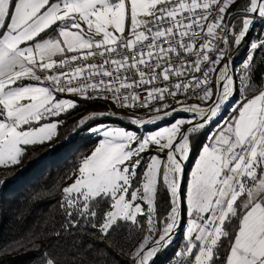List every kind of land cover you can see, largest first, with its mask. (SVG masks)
Returning <instances> with one entry per match:
<instances>
[{
    "label": "snow or ice",
    "instance_id": "1",
    "mask_svg": "<svg viewBox=\"0 0 264 264\" xmlns=\"http://www.w3.org/2000/svg\"><path fill=\"white\" fill-rule=\"evenodd\" d=\"M235 2L0 0V167L19 164L28 146L58 135L61 115L79 106L59 94L89 101L108 100L111 94L123 108H152V117L131 119L140 127L178 111L191 113L139 135L123 127H90L102 138L81 161L74 182L62 189L61 207L69 216L94 218L92 203L104 200L103 234L121 221L140 227L146 235L131 253L135 264H154L181 227L183 241L169 264H264V72L259 90L248 95L257 83L254 53L264 52V36L250 43L234 70L229 52L230 39L238 48L257 20L264 23V0H248L238 31L228 20ZM198 39L204 42L197 49ZM180 50L196 59L183 61ZM173 53L179 64L171 61ZM96 57L102 63H86ZM158 80L168 83L158 87ZM146 85L152 86L141 100L135 89ZM190 92L211 103L202 107L177 99ZM236 92L240 99L233 101ZM166 95L179 107H153ZM233 104V114L217 120L224 106ZM109 115L115 113H90L74 130ZM213 123L185 185L192 139ZM147 152L155 154L141 174ZM161 187L170 194L166 214L157 211ZM234 221L237 226L230 231ZM224 240L228 245L222 256ZM45 264L57 261L48 257Z\"/></svg>",
    "mask_w": 264,
    "mask_h": 264
},
{
    "label": "trees",
    "instance_id": "2",
    "mask_svg": "<svg viewBox=\"0 0 264 264\" xmlns=\"http://www.w3.org/2000/svg\"><path fill=\"white\" fill-rule=\"evenodd\" d=\"M247 4L248 0H236L230 7L239 11ZM232 16L228 18L230 23ZM239 20L235 21L237 31ZM263 35L264 25L256 24L252 38ZM246 43L235 58L244 53ZM229 44L232 49L231 39ZM254 56L256 82H259L263 71V52L257 49ZM258 90L254 88L248 95ZM236 93L239 96L240 92ZM78 105L75 110L61 115L59 119L63 123L51 142L28 146L19 164L0 167V264H45L48 257L54 258L57 264H135L131 253L146 235L140 227L121 221L108 234H103L99 230V223L108 207L104 200L92 203L97 211L94 218L75 212L69 216L61 207L64 195L62 189L88 148L97 140L94 136L84 134L92 121L73 135L70 134L80 114L91 108H99L102 104L78 99ZM209 129L210 125L192 139L191 155L184 176L185 185L189 167L210 133ZM168 198L167 192L161 187L157 196L158 213L166 214ZM236 226L237 222L234 221L229 230L234 231ZM182 241L181 229L172 245L157 255L154 264H169ZM222 245L223 256L228 241L224 240Z\"/></svg>",
    "mask_w": 264,
    "mask_h": 264
},
{
    "label": "rangeland",
    "instance_id": "3",
    "mask_svg": "<svg viewBox=\"0 0 264 264\" xmlns=\"http://www.w3.org/2000/svg\"><path fill=\"white\" fill-rule=\"evenodd\" d=\"M228 11L229 12H234V11H237L238 12V10H233L231 7L228 9ZM240 11V10H239ZM257 24H262V25H264V23H262V22H259V23H257ZM256 26V25H255ZM255 28V27H254ZM261 37V36H260ZM245 43V42H244ZM231 50V49H230ZM60 96V98H72V99H76L77 101H78V99H81V98H78V97H75L73 94H61V95H59ZM233 101H235V100H238V99H240V94H239V96L237 95V93L234 95V97H233ZM82 100H84V99H82ZM85 101H89V100H85ZM91 101H93V100H91ZM96 102H98V101H96ZM101 104H102V106L101 107H99V108H91V109H89V110H87V111H85V112H83L82 114H80L79 115V117L77 118V120H76V123L82 118V117H84V116H86V115H88V114H90V113H93V112H104L105 110H106V108H105V104L103 103V102H100ZM206 103V104H205ZM210 103V101H208V102H204V105L206 106V105H208ZM233 107H235V105L233 104L231 107L230 106H228L226 109H225V112L224 113H226V115L224 116L223 115V117L221 116V118H227V117H230L231 115H232V113H233ZM93 111V112H92ZM192 116V114H180V115H178V116H176L175 118H172V119H164V120H160V121H157L156 122V124L155 125H146L145 127H140V128H136V127H134V124L133 125H131V124H129L128 122H126L125 120H116V119H112V118H97V119H95V120H93L92 121V123H90V125H89V127L85 130V132H84V134H89L91 137H96L97 138V140H96V142L92 145V146H90L89 148H88V150L86 151V153H85V155L83 156V158H82V160L85 158V157H87V156H89V155H91V153H92V151H94V149L96 148V146L98 145V143H99V140L102 138L99 134H96V133H92V132H90L89 131V128L90 127H92V126H97V125H105V126H108V127H113V126H116V127H123V128H125L126 130H129V131H136L137 133H138V135L139 134H144V133H147V132H151V131H155V130H158V128H157V126H159V127H165V126H169L172 122H174V119H181V118H185V119H187V118H190ZM221 118L219 119V120H221ZM217 119V120H218ZM133 126V127H132ZM186 127V126H185ZM81 128V127H80ZM215 128V123L213 124V125H210V129H209V131H210V133H211V131L213 130ZM79 128H77L76 130H74L71 134L73 135L77 130H78ZM209 133V134H210ZM70 134V135H71ZM208 134V135H209ZM207 135V136H208ZM207 136H206V139H205V142L204 143H206L207 142ZM204 143H202L201 144V146H200V148H199V150H198V152H197V155H196V157L193 159V161H192V164H191V166L189 167V170H188V175H187V180H188V178H189V174H190V171H191V169L193 168V166H194V163H195V160L198 158V155H199V152H200V150H201V148H202V145L204 144ZM53 145H51L50 147H49V149L52 147ZM153 154H155L154 152H147V153H145L144 154V156H145V161L143 162V167H141L138 171L142 174V172L146 169V162H147V160L150 158V156L151 155H153ZM81 160V161H82ZM81 163V162H80ZM80 165V164H79ZM78 168H79V166H78ZM78 168L70 175V177L68 178V180H67V183H66V185H65V187H67V186H69V185H71L73 182H74V180L76 179V177H77V175H78ZM138 183V182H137ZM187 183V182H186ZM168 194V196L170 195L169 193H167ZM181 229H182V232L184 231L183 230V227H181Z\"/></svg>",
    "mask_w": 264,
    "mask_h": 264
},
{
    "label": "built area",
    "instance_id": "4",
    "mask_svg": "<svg viewBox=\"0 0 264 264\" xmlns=\"http://www.w3.org/2000/svg\"><path fill=\"white\" fill-rule=\"evenodd\" d=\"M185 15L187 16V13H185ZM242 15H243V12H242V11H238V12H237V11H234V14H233V16H232V23H235V21H236L238 18H241ZM205 31H206V29H205ZM195 33H196V36H197V37H201V36L203 35V33H201V31H200L199 28H196V29H195ZM263 36H264V35H263ZM261 38H262V36H261V37H258V38H250L249 40H251V42H252V41H254V40H259V39H261ZM185 40H186V42H187V38H185ZM203 42H204L203 39H198V40L196 41V48L198 49L200 43H203ZM217 43H220V42L217 41ZM221 46H222V44H221ZM232 48H233V47H232ZM121 51H123V50H121ZM180 51L182 52L183 61H185V62H191V61H194V60L196 59L195 54H193V53L183 52V50H180ZM234 55H236V53H235ZM234 55H233V56H234ZM233 56H232V58H233ZM170 59H171V61H172L174 64H179V63L181 62L180 60H177V58H176V54H175V53L171 54ZM262 61H264V52H263V56H262ZM86 63H97V64H99V63H102V60H101L99 57H96L95 59L90 58ZM109 67H111V66H109ZM142 67H143V66H142ZM205 67H206V65H205ZM59 70H60V69H57V71H59ZM262 72H264V63H263V71H262ZM38 74L43 75V73H38ZM235 75H236L237 77H239V75H241V73H235ZM254 75H255V74H254ZM260 76H261V75H260ZM255 79H256V76H255ZM259 81H260V80H259ZM176 82H177V78L173 77L171 83L174 84V83H176ZM237 82H239V81H237ZM154 83H155L156 86H158V87H162V86H164L165 84H167L168 82H164V81H162V80H158V81H155ZM151 86H152V85H146V86H144V87H141V88H137V89H135V91L137 92V94L140 96L141 100H143V99L146 97V95H147V93H146V91H145V88H150ZM254 88H255V89L259 88V82H257V84L254 85ZM254 88H253V89H254ZM64 94H68V93H64ZM59 95H61V94H59ZM108 95H109V99H108V100H111V94H108ZM170 99H173V98L170 97V96H167V95H166V98H165L164 101H153V102H152V105L162 104V103H168V101H169ZM177 99H179L182 103H185V99H195V104H201V106L204 107V102L199 101V100L196 98V96H195L194 94H192L191 92H190L187 96H185V95L182 94V93H181V94H178ZM108 100L97 99V100H93V101L103 102V103L105 104V108H106V110H105L104 112H112V107H108ZM115 105H119V106H120L119 103H115ZM120 107H121V106H120ZM178 107H179V106H178ZM137 108L147 109V111H148V108L139 107V106H137ZM170 110H171V109H170ZM111 117H114V116L109 115V116H104V117H99V118H111ZM119 118H125V119H129V120L132 119V118H129L128 115H126V117H119ZM143 119H148V118H143Z\"/></svg>",
    "mask_w": 264,
    "mask_h": 264
},
{
    "label": "bare ground",
    "instance_id": "5",
    "mask_svg": "<svg viewBox=\"0 0 264 264\" xmlns=\"http://www.w3.org/2000/svg\"><path fill=\"white\" fill-rule=\"evenodd\" d=\"M257 21H256V24H257ZM225 31L227 32V29H225ZM252 35H253V31H252V34H251V38H252ZM245 42H247V43L245 45L244 53L241 56L237 57V58H235V55H234L233 58H232V60L234 61V64L232 65L233 70L242 63V61L245 59V57L248 54L251 40H246ZM241 47H240V49H241ZM231 51H232V49L230 50V44H229V52L231 53ZM259 80H260V77H259ZM194 103H195V99H185V104H194ZM168 104H170L172 108H178V106H179V105H177V103H176V101L174 99H170L168 101ZM230 104H232L231 101H230ZM156 106H158V104L153 105V107H156ZM108 107H112V113H115V115H112V116H114V117H111L112 119L122 120V121L125 120L126 122H128L131 125H133L131 123V120L125 119V118H119V117H126V115H128L129 118H150V117H152L153 115L156 114V113H154L152 111V108H148V111H147V109H141V108H137V107H134V108H123V107H120L119 105H115V102H113L112 100H108ZM204 107H207V105L206 106L204 105ZM170 109L171 108H169L167 110L170 111ZM180 114H191V113H187V112H183V111H178L177 113H174V115L172 117H166L165 119H172V118H175L176 116H178ZM161 115H162V113H161ZM134 127L140 128V126H137V125H134ZM187 167H188V164L186 166V169L184 170V176H185V172L187 170Z\"/></svg>",
    "mask_w": 264,
    "mask_h": 264
},
{
    "label": "water",
    "instance_id": "6",
    "mask_svg": "<svg viewBox=\"0 0 264 264\" xmlns=\"http://www.w3.org/2000/svg\"><path fill=\"white\" fill-rule=\"evenodd\" d=\"M255 24H256V22H255ZM254 27H255V25H254ZM254 27L250 29V32L248 33V35H247L245 41H246V40H249V39L251 38V34H252V31L254 30ZM241 46H242V45H241ZM241 46H239L238 48L233 47V48H232V51H231L230 54L233 56V55H234V54L240 49ZM227 107H228V105H225V106H224V108L222 109V112H221V114H220V117L223 115V113L225 112V109H226ZM220 117H218V118H220ZM218 118H217V119H218ZM71 135H72V134H71ZM187 164H188V161L185 162V169H186ZM180 230H181V228L177 229V231H176V233H175V236H174V240L179 236V234H180ZM156 257H157V256H156ZM156 257L154 258V262H155Z\"/></svg>",
    "mask_w": 264,
    "mask_h": 264
},
{
    "label": "crops",
    "instance_id": "7",
    "mask_svg": "<svg viewBox=\"0 0 264 264\" xmlns=\"http://www.w3.org/2000/svg\"><path fill=\"white\" fill-rule=\"evenodd\" d=\"M59 58V57H58ZM25 83H27V81H25ZM186 182H187V180H186Z\"/></svg>",
    "mask_w": 264,
    "mask_h": 264
}]
</instances>
